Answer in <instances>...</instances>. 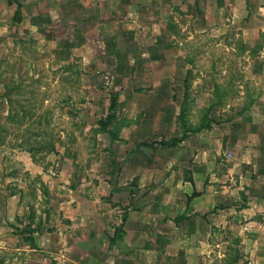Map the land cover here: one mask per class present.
<instances>
[{
    "label": "crops",
    "instance_id": "obj_1",
    "mask_svg": "<svg viewBox=\"0 0 264 264\" xmlns=\"http://www.w3.org/2000/svg\"><path fill=\"white\" fill-rule=\"evenodd\" d=\"M47 1L42 9L40 0H25L19 29L10 21L13 13L2 12L7 0H0V22L10 21L12 28L7 33L9 26H0V71L4 61H20L26 49L42 41L47 49L57 48V66L79 48L91 50L93 33L112 38L105 24L115 22V3H135L75 0L81 23L73 33L82 41L73 43L50 36L59 24L63 30L70 0ZM195 7L205 24L221 28L220 52L234 57L219 64L232 70L230 77L215 78L207 89L210 105L220 108L217 115L204 116L210 126L189 132L159 169L135 165L139 170L122 181L117 174L77 173L76 193L71 185L63 193V172L58 179L48 174L52 158L35 164L21 157L24 169L41 182L33 186L35 200L53 205L55 224L48 223V209L23 202L27 184L20 180L21 186L0 202V253L13 247L25 264H38L47 247H59V253L50 252L55 264H264V0H204L203 10L199 1ZM160 23L151 32L155 53L178 31L172 19ZM123 29L125 34L130 27ZM132 34L129 30L125 38ZM240 57L245 60L236 61ZM26 225L36 246L13 233Z\"/></svg>",
    "mask_w": 264,
    "mask_h": 264
},
{
    "label": "rangeland",
    "instance_id": "obj_2",
    "mask_svg": "<svg viewBox=\"0 0 264 264\" xmlns=\"http://www.w3.org/2000/svg\"><path fill=\"white\" fill-rule=\"evenodd\" d=\"M133 1L131 7L115 3V22L109 26L105 24L111 39L107 36L103 40L93 33L91 50L79 48L72 59L59 66L53 61L57 48L47 49L43 41L38 48L30 46L26 49L28 53L26 51L25 58L20 61L2 58L0 202L25 182L23 202L29 207L48 209L46 218H50L48 223L53 225L52 214L56 211L44 200H35L33 186L39 178L24 169L21 157H30L35 164L52 158L54 163L48 174L58 179L63 172V193L66 194L70 185L76 193L72 183L76 182L77 173L117 174L122 181L139 170L140 167L135 165L142 166L145 171L161 168L189 132L198 131L194 129L203 121L211 120L205 115H217L220 111L219 107L210 105L207 89L215 78L227 80L230 77L232 70L223 71L219 64L233 62L234 57L220 52L221 28L218 25L210 27L195 14V2L199 1L203 10L204 0H182V3L180 0ZM7 2L2 12L13 13L10 21L19 23L21 29L24 27L21 9L28 2ZM67 3L64 11L67 22L63 30L59 24L50 36L76 43L82 41V37L73 31L81 22L75 0ZM47 4V0L38 3L42 9ZM171 19L178 31L170 35L173 33L170 26V38H165L155 53L157 43L151 32L159 30L161 20L168 22ZM10 21L0 22V26H9L5 30L7 33L12 29ZM87 21L92 23L90 19ZM124 26L132 30L131 38H125L129 30L126 29L124 34ZM238 60L245 59L240 57ZM214 65L217 69H210ZM186 77L190 81L188 107L182 114V81ZM183 135L176 145L170 144L171 139ZM90 184L93 188L94 183ZM54 200L56 197H52L51 201ZM13 233L31 247L36 246L28 225ZM58 248L43 249L38 264H44L43 261L55 264L56 259L50 252L59 253ZM10 250L0 253V264H25L23 256L13 247Z\"/></svg>",
    "mask_w": 264,
    "mask_h": 264
},
{
    "label": "trees",
    "instance_id": "obj_3",
    "mask_svg": "<svg viewBox=\"0 0 264 264\" xmlns=\"http://www.w3.org/2000/svg\"><path fill=\"white\" fill-rule=\"evenodd\" d=\"M187 96H188V83H186V81L184 82V96H183V103H182V107H181V113L184 114L187 111V107H188V101H187ZM113 100H115L113 98ZM210 122L211 120H207L206 122L203 121V123H201L199 126H197L194 130H200L204 127H209L210 126ZM184 137H177V138H173L170 140V144L171 145H176L179 141L182 140V138Z\"/></svg>",
    "mask_w": 264,
    "mask_h": 264
}]
</instances>
